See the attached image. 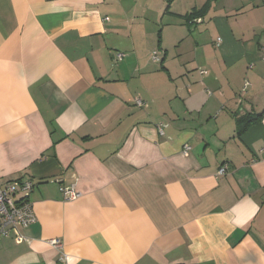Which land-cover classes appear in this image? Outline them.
<instances>
[{
    "label": "crops",
    "instance_id": "1",
    "mask_svg": "<svg viewBox=\"0 0 264 264\" xmlns=\"http://www.w3.org/2000/svg\"><path fill=\"white\" fill-rule=\"evenodd\" d=\"M11 180L0 264H264V0H0Z\"/></svg>",
    "mask_w": 264,
    "mask_h": 264
},
{
    "label": "built area",
    "instance_id": "2",
    "mask_svg": "<svg viewBox=\"0 0 264 264\" xmlns=\"http://www.w3.org/2000/svg\"><path fill=\"white\" fill-rule=\"evenodd\" d=\"M156 53H154V58ZM117 59L122 57L117 54ZM140 105V104H139ZM189 147L185 146L183 154L187 155ZM227 166L223 165L217 171V176H223L226 172ZM33 189V184L29 181L11 180L5 183L0 182V237H8L11 232H15L17 241L23 240L19 234V229L27 228L36 223V216L29 200L30 193ZM62 200L66 202L78 199L81 194L75 190L74 186L60 187ZM49 245L61 250L63 247L59 239H52ZM67 260L65 255H62L61 262Z\"/></svg>",
    "mask_w": 264,
    "mask_h": 264
},
{
    "label": "trees",
    "instance_id": "3",
    "mask_svg": "<svg viewBox=\"0 0 264 264\" xmlns=\"http://www.w3.org/2000/svg\"><path fill=\"white\" fill-rule=\"evenodd\" d=\"M58 264H60V263H58Z\"/></svg>",
    "mask_w": 264,
    "mask_h": 264
}]
</instances>
